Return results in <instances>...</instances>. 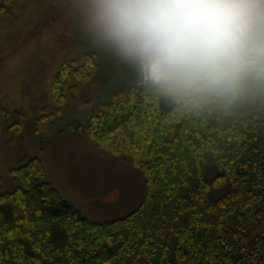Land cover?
Instances as JSON below:
<instances>
[{
    "label": "trees",
    "instance_id": "16d2710c",
    "mask_svg": "<svg viewBox=\"0 0 264 264\" xmlns=\"http://www.w3.org/2000/svg\"><path fill=\"white\" fill-rule=\"evenodd\" d=\"M31 2L0 0V23ZM57 82L33 126L42 139L66 104ZM69 129L132 165L142 201L122 218L92 221L30 156L10 170L13 188L0 177V264H264V97L195 104L158 92L141 73Z\"/></svg>",
    "mask_w": 264,
    "mask_h": 264
},
{
    "label": "rangeland",
    "instance_id": "374dc122",
    "mask_svg": "<svg viewBox=\"0 0 264 264\" xmlns=\"http://www.w3.org/2000/svg\"><path fill=\"white\" fill-rule=\"evenodd\" d=\"M32 2L0 23V177L13 188L10 170L39 156L46 179L88 219L122 218L142 201V178L132 165L102 152L69 126L83 124L112 90L136 83L142 71L87 32L82 0ZM88 60L92 68L80 74ZM55 80L66 104L51 128L44 127L42 139L33 126L44 122Z\"/></svg>",
    "mask_w": 264,
    "mask_h": 264
},
{
    "label": "clouds",
    "instance_id": "9594fccd",
    "mask_svg": "<svg viewBox=\"0 0 264 264\" xmlns=\"http://www.w3.org/2000/svg\"><path fill=\"white\" fill-rule=\"evenodd\" d=\"M87 32L195 104L264 97V0H82Z\"/></svg>",
    "mask_w": 264,
    "mask_h": 264
}]
</instances>
